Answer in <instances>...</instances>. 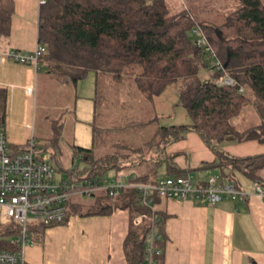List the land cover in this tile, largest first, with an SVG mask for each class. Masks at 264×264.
Listing matches in <instances>:
<instances>
[{"label": "trees", "instance_id": "obj_1", "mask_svg": "<svg viewBox=\"0 0 264 264\" xmlns=\"http://www.w3.org/2000/svg\"><path fill=\"white\" fill-rule=\"evenodd\" d=\"M179 1L178 12H173L169 0H48L41 6L39 44L46 47V53L40 61V73L45 72L55 83L65 86H76L95 73L99 99L101 77L117 82L131 69L137 89L148 100L179 84V105L192 120L191 125L159 127L151 139L136 148L115 143L113 151L102 155L97 150L104 138L94 125V146L86 149L73 145L72 166L56 168L65 173V179L97 178L102 182L113 170L117 174L128 172V176L132 172L137 177L135 183L146 185L166 177L188 178L189 171L181 169L176 156L167 151L193 132L217 156L205 168H221L226 179L233 177L227 171L231 168L264 187L260 176L264 154L240 158L216 146L226 142L264 144V0ZM14 11L12 0H0V40L10 36ZM195 30L203 31L208 46L198 44ZM207 47L215 58L206 51ZM214 60H219L223 68H215ZM226 75L234 79V86L219 84ZM95 103L97 121L98 102ZM251 103L261 123L240 131L233 120ZM6 107L7 94L2 91L0 125H4ZM57 132V142L52 145L53 158L59 163L61 136L60 130ZM90 199L93 204L87 208L74 201L71 212L91 216L129 210L130 228L124 242L128 264H149L146 235L152 229L159 237L154 246L162 251L154 260L163 264V218L154 212V227L147 220L136 223L139 216L152 215L151 209L140 204L137 189L121 190L115 199L105 191ZM36 228V236L48 229ZM18 232L19 225L14 222L0 226V251L20 249V245L13 244Z\"/></svg>", "mask_w": 264, "mask_h": 264}, {"label": "crops", "instance_id": "obj_2", "mask_svg": "<svg viewBox=\"0 0 264 264\" xmlns=\"http://www.w3.org/2000/svg\"><path fill=\"white\" fill-rule=\"evenodd\" d=\"M12 1L15 11L11 33L8 38L0 40V50L33 52L39 46L41 0ZM85 80L80 81L76 89L89 87V92H95L97 98V77L95 85L91 84V91L90 84H85ZM41 82L46 85L55 83L49 75L40 73L33 66L0 63V94L2 91L7 94L4 127L14 145H24L30 138H35L30 131L35 121ZM92 138L94 141L93 130ZM74 140L76 142V138ZM256 145H229L223 150L240 158L263 155L264 146L261 151L252 150ZM167 153L175 155L178 166L189 171L188 179L191 173L200 172L196 181L190 179L195 185L204 184L208 178L235 185L233 181L237 175H242L245 178L242 185L235 186L250 193L251 197L246 202L225 199L216 204L203 198L154 200V212L163 218L166 234L163 264H264V198L257 193L259 183L231 168L227 169L233 173L231 179L223 178V170L219 167L205 168L204 165L216 161L217 156L197 133H188L185 140L171 145ZM207 171L216 174L213 176ZM263 172L260 176L264 180ZM127 173L122 174L128 176ZM76 200L87 206L93 204L91 199L86 203ZM130 220L129 210L118 209L111 215L91 216L72 211L66 224L50 227L36 237L34 245L26 251L27 263L128 264L124 242L129 233Z\"/></svg>", "mask_w": 264, "mask_h": 264}, {"label": "built area", "instance_id": "obj_3", "mask_svg": "<svg viewBox=\"0 0 264 264\" xmlns=\"http://www.w3.org/2000/svg\"><path fill=\"white\" fill-rule=\"evenodd\" d=\"M48 0H41V6ZM198 44L205 46L208 41L202 30H195ZM206 51L213 58L214 52L207 47ZM46 47L40 45L33 52L18 50H0V63L10 62L18 65L33 66L39 69L41 58ZM213 66L222 69L219 60ZM222 86H234L235 81L228 75L220 79ZM243 92V91H242ZM58 171L41 157L36 139L31 138L24 145L11 143L4 125H0V226L14 222L19 225V232L13 244L20 245L16 251H0V264H28L26 250L36 242L34 230L37 226L50 228L62 225L70 215L71 206L76 199H90L100 192H109L115 199L121 190L134 188L139 192L140 204L152 210V215H141L136 220L140 223L147 220L154 227L157 218L153 204L156 197L162 199H205L212 204L225 199L235 202H246L251 194L240 190L233 184L220 183L216 178H209L204 184L195 185L188 178L166 177L157 184H137L135 175L119 174L115 178L65 179L58 177ZM258 195L264 198V188L257 184ZM149 264H157L155 256L162 251L154 244L159 239L155 229L146 235Z\"/></svg>", "mask_w": 264, "mask_h": 264}, {"label": "rangeland", "instance_id": "obj_4", "mask_svg": "<svg viewBox=\"0 0 264 264\" xmlns=\"http://www.w3.org/2000/svg\"><path fill=\"white\" fill-rule=\"evenodd\" d=\"M169 4L172 6L173 12H178L177 10L181 6L179 0H169ZM96 77L95 73H91L88 81H84L87 82L85 84H90V91L91 84L95 85ZM134 79V71L131 69H127L122 80L117 82L109 77H101L99 99L95 98V92L92 91V94L89 92V87H85V89L81 87L77 90L76 86H61L57 83L46 85L41 82L37 96L35 121L32 131H30L38 142L41 157L54 168L60 166L70 168L74 144L84 148L94 146L92 138L94 125L101 130V136L104 138V143L97 150V153L102 155L113 151L115 143L136 148L151 139L159 127L192 124L186 110L179 105V84L169 86L162 96L148 100L137 89ZM95 101L98 102L97 121H95ZM260 123L261 120L252 103L248 104L242 114L233 120V124L240 131L257 127ZM56 126L58 127L55 128ZM57 129L60 130L61 136L59 163L53 158L55 150L52 145L57 142ZM74 138H76V142ZM251 143H257V147H252L253 151L257 150L256 152L261 151L260 149L264 146L257 141L244 142L240 145ZM47 145L50 146L46 148ZM229 145L236 144L227 142L216 144L222 149ZM206 173L213 176L216 174L212 171ZM64 174L58 172L57 175L60 177L65 176ZM199 174L200 172L191 173L190 179L196 181ZM262 174L264 175V172ZM115 176L116 171L113 170L109 172L107 178L112 179ZM209 177L211 176L209 175ZM244 179L242 175H237L233 183L240 186ZM83 201L86 203L89 199ZM84 208H87V205H84Z\"/></svg>", "mask_w": 264, "mask_h": 264}]
</instances>
